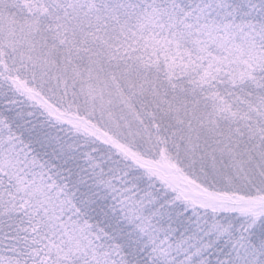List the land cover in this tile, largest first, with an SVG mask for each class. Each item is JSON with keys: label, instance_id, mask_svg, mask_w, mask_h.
<instances>
[{"label": "snow or ice", "instance_id": "1", "mask_svg": "<svg viewBox=\"0 0 264 264\" xmlns=\"http://www.w3.org/2000/svg\"><path fill=\"white\" fill-rule=\"evenodd\" d=\"M0 264H264V0H0Z\"/></svg>", "mask_w": 264, "mask_h": 264}]
</instances>
